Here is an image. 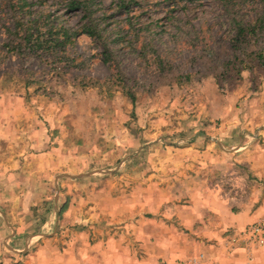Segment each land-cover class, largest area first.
Listing matches in <instances>:
<instances>
[{
  "label": "rangeland",
  "instance_id": "rangeland-1",
  "mask_svg": "<svg viewBox=\"0 0 264 264\" xmlns=\"http://www.w3.org/2000/svg\"><path fill=\"white\" fill-rule=\"evenodd\" d=\"M84 1L0 0V163L23 161L1 212L33 195L14 217L51 233L74 196L109 230L194 196L242 205L245 148L264 150V0Z\"/></svg>",
  "mask_w": 264,
  "mask_h": 264
},
{
  "label": "crops",
  "instance_id": "crops-1",
  "mask_svg": "<svg viewBox=\"0 0 264 264\" xmlns=\"http://www.w3.org/2000/svg\"><path fill=\"white\" fill-rule=\"evenodd\" d=\"M245 150L243 162L247 179L254 180L249 181L242 205H237L236 198L226 192L205 194L199 198L194 196L187 205L167 208L153 218L135 215L128 222L120 223L117 229L109 230L86 227L90 221L104 218L102 214L105 213L98 212L97 207H90L87 198L74 196L63 214L67 227L46 233L36 232L34 227L38 223L33 221L30 224L26 215L18 219L14 217L15 208L19 212H28L36 204L32 195L28 207L15 205L11 212L5 210L6 215L0 210V262L176 264L203 255L211 264H264V248H238L229 254L224 246L230 229L244 228L264 219V150L255 149L252 153L249 148ZM21 160L13 158L11 166L0 163V188L22 187L17 180V173L23 171ZM8 172L14 174L7 176ZM3 196L14 198L16 194ZM40 197L36 195L35 199ZM60 201L54 199L48 204L49 210L52 205L50 215H54L57 225L61 219L59 209L57 211Z\"/></svg>",
  "mask_w": 264,
  "mask_h": 264
},
{
  "label": "built area",
  "instance_id": "built-area-1",
  "mask_svg": "<svg viewBox=\"0 0 264 264\" xmlns=\"http://www.w3.org/2000/svg\"><path fill=\"white\" fill-rule=\"evenodd\" d=\"M227 253L236 249L251 250L264 248V219L247 225L244 228H233L228 231L227 241L224 244ZM0 264H3L0 262ZM176 264H211L203 255L179 261Z\"/></svg>",
  "mask_w": 264,
  "mask_h": 264
},
{
  "label": "trees",
  "instance_id": "trees-1",
  "mask_svg": "<svg viewBox=\"0 0 264 264\" xmlns=\"http://www.w3.org/2000/svg\"><path fill=\"white\" fill-rule=\"evenodd\" d=\"M123 5H125V1L122 2ZM70 9H72L75 12H78L81 9L87 10V1L84 0H70L69 3ZM257 26H243L240 25L238 29V37L247 36L248 33H255ZM87 34H89L91 37L96 36V30L93 28L86 29ZM130 97L132 98L133 103L135 102L134 97L132 94H130Z\"/></svg>",
  "mask_w": 264,
  "mask_h": 264
}]
</instances>
